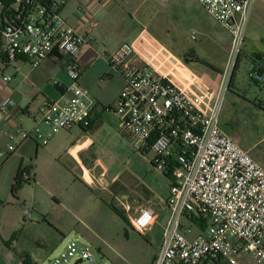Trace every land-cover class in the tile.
Returning <instances> with one entry per match:
<instances>
[{"label":"built area","instance_id":"obj_1","mask_svg":"<svg viewBox=\"0 0 264 264\" xmlns=\"http://www.w3.org/2000/svg\"><path fill=\"white\" fill-rule=\"evenodd\" d=\"M160 1L161 6L167 0ZM195 1L220 26L217 42L223 45L227 61L218 88L211 90L181 59L142 29L135 41L122 44L108 57L111 67L126 82L113 112L123 134L143 142L157 155V168L173 179L166 202L170 215L153 264H238L237 257L244 253H253L263 262L264 167L220 124L225 95L257 0ZM111 2L94 0L91 12ZM0 6H5L0 12V58L4 64L25 57L38 67L55 51L70 57L65 71L72 96L43 102L41 121L50 127V133L34 131L41 146L61 131L75 126L88 128L97 102L82 87L81 67L75 58L86 37L67 23L55 3L0 0ZM0 73L4 83L13 80L5 70L0 69ZM254 79L264 82L259 73ZM15 107L11 96L0 101L3 115ZM29 138L31 134L22 128L9 134L0 161L14 155L17 146ZM136 149L140 147L136 145ZM24 181L32 180L26 174ZM23 206V220L30 221L32 209L26 201ZM156 220L152 209L139 204L129 222L143 233ZM202 220L205 223L201 227ZM46 264L108 263L88 246L72 240Z\"/></svg>","mask_w":264,"mask_h":264},{"label":"crops","instance_id":"obj_2","mask_svg":"<svg viewBox=\"0 0 264 264\" xmlns=\"http://www.w3.org/2000/svg\"><path fill=\"white\" fill-rule=\"evenodd\" d=\"M50 1L59 5V14L86 37L87 42L80 47L75 58L81 67L80 83L82 87L94 94L97 104L93 109L92 122L88 128L75 126L68 131H61L53 135L46 146H41L34 131L38 129L43 135L50 133V127L41 121L40 109L43 102L72 96L69 91L71 80L65 71L70 59L55 51L38 67H34L31 60L25 57L5 64V73L11 75L13 80L4 83L0 78V101L6 96H11L16 107L9 115L0 113V151L4 149L6 151L10 141L9 134L18 128L29 132L31 138L22 141L17 146L14 155L0 162V264H23V258L26 256L32 263H37L38 255H35L37 248L29 249L32 245L21 242L22 236L19 235L21 229L35 227L34 218L24 222L22 206L16 208L17 214L13 226L10 223L11 219L7 218L9 217V206L7 205L10 203V195H13L15 179L24 170H27L31 180L38 184L40 177L54 179L57 175L55 164H62L61 167L81 184L112 193L118 203H122L123 210L118 211L129 216V220L137 214L139 204L152 209L157 214L156 223L164 212H169L166 202L173 179L159 171L156 166L157 158L156 161L153 158L150 160L151 165L144 161V166L132 168L131 162H125L114 153L116 148L130 147L131 142L135 149L138 145L140 147L138 151L142 153L151 152V150L138 139L123 134L120 121L113 112L116 99L125 88L126 82L111 67L108 57L123 44L122 41L112 49L107 47L100 49L95 42V39L105 29H112L114 21L117 27H120L122 23L121 27L126 29H138L145 26L146 20L149 19L148 12L155 3L159 5L161 1L141 0L133 12L120 8L114 0L108 6L98 8L94 12H91L90 8L94 0ZM4 8L5 6H0V12ZM114 15L117 19L120 17L122 22L119 23L116 19L113 21L111 17ZM106 26H110L111 29ZM253 27L261 29V37H263H260V42H262L264 39V0H257L252 6L240 62L230 89L225 95L221 112L220 124L223 131L238 145L239 137L234 133H229L226 124L241 122L243 103L257 107V104L249 101L251 90H248L247 86H251V83L256 86L261 84L254 79L256 73L261 74L264 79V48L259 44L251 46L249 43V33ZM210 36L215 40L214 43L221 37L216 31H210ZM187 54L183 53L182 57L174 55L183 60ZM1 60L3 61V58ZM205 62L209 65L197 62L185 64L201 78L206 86L211 90H216L220 84L224 67L215 66L211 61ZM196 64L201 65L202 69L192 68ZM244 67L247 68L249 83L240 79V72ZM242 148L249 151L252 157L264 167V150H260L258 144ZM32 209L37 212L35 205H32ZM20 221H23L26 226L20 227ZM156 223L148 231H151ZM5 224L11 225L10 233L5 234ZM18 244L21 249H18ZM56 245L55 240L52 243V249ZM37 246L41 245L37 244Z\"/></svg>","mask_w":264,"mask_h":264},{"label":"rangeland","instance_id":"obj_3","mask_svg":"<svg viewBox=\"0 0 264 264\" xmlns=\"http://www.w3.org/2000/svg\"><path fill=\"white\" fill-rule=\"evenodd\" d=\"M114 1L120 8L133 12L141 0ZM148 17L145 26L126 29L121 27L122 23L120 27L115 24L114 19L122 22L120 17L117 19L115 15L112 16L114 25L112 29L106 26L111 30L105 29L95 39L97 47L112 49L120 41L123 44L131 43L142 29H146L148 36L150 34L155 41L177 56L182 57L183 53L194 52L201 60L211 61L213 65L225 68L224 47L217 42L215 44V40L210 36V31L220 32V26L195 0H167L161 6L155 3L148 12ZM261 34V29L255 27L251 29L249 33L251 46L259 44L264 48V39L260 42L263 37ZM182 61L186 63L184 58ZM0 67L5 70L1 58ZM192 68L202 69L199 64ZM240 73V79L249 83L247 68L244 67ZM250 85L247 86V89L251 90L249 101L257 104V107L243 103V114L240 118L243 117L245 122L241 119V122L226 124V129L239 137L238 143L241 147L249 148L258 144L260 150H264V107H260V104L264 105V82L257 86L252 83ZM90 94L94 97V94ZM4 151L5 149L0 152ZM114 153L125 162H131L132 168L144 166V161L151 165L150 160L153 158L156 161L157 158L153 151L144 153L138 151L132 142L130 147L116 148ZM55 166L57 175L54 179L40 177L38 184L33 180L30 183H23L16 188L13 195H10V203L7 205L9 206L7 218L11 219L12 226L15 224L17 206L24 208V201H27V207L31 209L32 205L36 206L37 212L32 209L35 227L21 229L19 232L22 236L21 242L31 244L29 248L31 250L37 248L35 252V255H38L37 263L34 264H46L49 257L58 254L72 240L88 246L99 259L105 260L108 264H153L159 253L169 212L161 215L151 231L137 232L131 227L129 216L122 213L124 216L122 218L114 211L116 209L122 212L123 209L122 203H118L112 193L81 184L61 167L62 164L57 163ZM33 169L34 166L32 172ZM159 171L165 174L164 171ZM9 224H5V234L10 233L12 227ZM20 225L23 227L25 224L20 221ZM55 240L57 245L52 249ZM37 244L41 246L36 247ZM18 249H21L20 246ZM237 262L264 264V261L259 262L253 253L239 255Z\"/></svg>","mask_w":264,"mask_h":264},{"label":"trees","instance_id":"obj_4","mask_svg":"<svg viewBox=\"0 0 264 264\" xmlns=\"http://www.w3.org/2000/svg\"><path fill=\"white\" fill-rule=\"evenodd\" d=\"M9 1H11V0H5L6 3H8ZM42 1H43L44 3H46V4H48V5H49V4L52 5V3H53V2L50 1V0H42ZM240 56H241V55H240ZM240 56H239V59H238V63H237L236 70H237V68H238V64H239V62H240ZM184 60H185L186 63L197 62V63H203V64H207V65H209L207 62H205L204 60H201L200 57H198L197 55H195L194 52H192L191 54H188L187 56H185V57H184ZM236 70H235V71H236ZM222 73H223V72H222ZM234 74H235V72H234L233 75H232L231 82H232V80H233ZM231 82H230V86H231ZM230 86H229V89H230ZM260 107L263 108L264 105L260 104ZM26 174H27V170H24V171L20 172V173L17 175V177H16V179H15V184H14L13 189H12V193H13V194H14V192H15V190H16V188H17L18 186L22 185L23 183H29V182H25V181H24V176H25ZM115 212H116L118 215H120L122 218H124V216H123L118 210H115ZM202 222H203V223H200V226H201V227L204 226V223H205L203 220H202ZM23 264H34V263H32V262L30 261L29 257L26 256V257L23 258Z\"/></svg>","mask_w":264,"mask_h":264}]
</instances>
